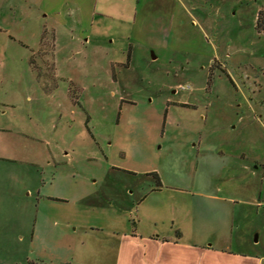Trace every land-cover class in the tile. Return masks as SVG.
I'll return each instance as SVG.
<instances>
[{"label": "rangeland", "instance_id": "rangeland-1", "mask_svg": "<svg viewBox=\"0 0 264 264\" xmlns=\"http://www.w3.org/2000/svg\"><path fill=\"white\" fill-rule=\"evenodd\" d=\"M263 8L0 0V264H118L115 236H174L207 179L264 264Z\"/></svg>", "mask_w": 264, "mask_h": 264}, {"label": "crops", "instance_id": "crops-1", "mask_svg": "<svg viewBox=\"0 0 264 264\" xmlns=\"http://www.w3.org/2000/svg\"><path fill=\"white\" fill-rule=\"evenodd\" d=\"M234 155L245 156V152L234 151ZM235 163L238 171L228 178L233 180L241 174L247 178V173H251V164ZM254 168L257 166L254 165ZM211 183L210 179L203 180L200 189L188 198L191 211L187 217L190 224L178 225L174 236H159L137 229L132 234L115 236L119 247L118 264H122L121 251L125 244L135 249L138 264H253L252 257L231 249L235 241L232 233L237 221L239 197L223 194L225 189L220 185L210 190ZM255 262L259 264L258 260Z\"/></svg>", "mask_w": 264, "mask_h": 264}, {"label": "trees", "instance_id": "trees-1", "mask_svg": "<svg viewBox=\"0 0 264 264\" xmlns=\"http://www.w3.org/2000/svg\"><path fill=\"white\" fill-rule=\"evenodd\" d=\"M256 27L259 31H264V8L258 12ZM152 175L155 177L157 185H161L159 176L155 172Z\"/></svg>", "mask_w": 264, "mask_h": 264}, {"label": "built area", "instance_id": "built-area-1", "mask_svg": "<svg viewBox=\"0 0 264 264\" xmlns=\"http://www.w3.org/2000/svg\"><path fill=\"white\" fill-rule=\"evenodd\" d=\"M188 88H190V86H187ZM182 89H184V86H181Z\"/></svg>", "mask_w": 264, "mask_h": 264}, {"label": "water", "instance_id": "water-1", "mask_svg": "<svg viewBox=\"0 0 264 264\" xmlns=\"http://www.w3.org/2000/svg\"><path fill=\"white\" fill-rule=\"evenodd\" d=\"M257 238H255V240H256Z\"/></svg>", "mask_w": 264, "mask_h": 264}]
</instances>
